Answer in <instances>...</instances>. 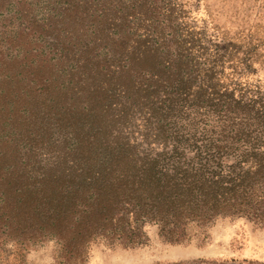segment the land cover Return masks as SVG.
I'll return each instance as SVG.
<instances>
[{"label":"trees","instance_id":"trees-1","mask_svg":"<svg viewBox=\"0 0 264 264\" xmlns=\"http://www.w3.org/2000/svg\"><path fill=\"white\" fill-rule=\"evenodd\" d=\"M248 1L231 27L206 0H0V264L45 243L88 264L148 227L170 244L220 218L264 228Z\"/></svg>","mask_w":264,"mask_h":264},{"label":"rangeland","instance_id":"rangeland-1","mask_svg":"<svg viewBox=\"0 0 264 264\" xmlns=\"http://www.w3.org/2000/svg\"><path fill=\"white\" fill-rule=\"evenodd\" d=\"M206 1L220 12L219 21L231 27L251 22L243 20L246 6L254 9L253 15L258 11L255 1ZM236 10L240 11L239 18L234 16ZM261 19L264 21V15ZM258 77L264 80L263 69ZM147 233L149 242L141 247L93 245L88 264H264V228L246 219L220 218L208 225L192 226L189 238L181 244L163 241L156 227H148ZM54 254L53 244L45 243L27 251L21 262L58 264ZM18 260H11V264Z\"/></svg>","mask_w":264,"mask_h":264}]
</instances>
